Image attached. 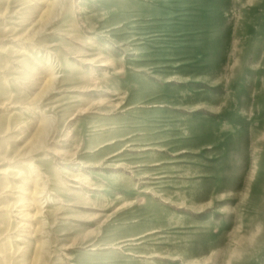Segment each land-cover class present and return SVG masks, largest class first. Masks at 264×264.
Instances as JSON below:
<instances>
[{"label":"rangeland","instance_id":"1","mask_svg":"<svg viewBox=\"0 0 264 264\" xmlns=\"http://www.w3.org/2000/svg\"><path fill=\"white\" fill-rule=\"evenodd\" d=\"M57 1L0 0V264H264V0Z\"/></svg>","mask_w":264,"mask_h":264},{"label":"bare ground","instance_id":"2","mask_svg":"<svg viewBox=\"0 0 264 264\" xmlns=\"http://www.w3.org/2000/svg\"><path fill=\"white\" fill-rule=\"evenodd\" d=\"M62 7H63V0H58L57 3L55 4L54 9H52L49 12V15H50L49 22L50 23H52L56 19V17L60 14ZM53 77H55V76H53ZM55 79H56V77L54 79H52L53 83H55ZM46 245H47V243H45L43 241L40 243L39 249L41 250V253H40V256H39L38 261H37L38 264L42 263L44 251L46 249Z\"/></svg>","mask_w":264,"mask_h":264}]
</instances>
